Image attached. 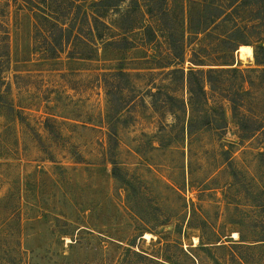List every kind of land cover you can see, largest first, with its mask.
<instances>
[{
    "label": "rangeland",
    "instance_id": "1",
    "mask_svg": "<svg viewBox=\"0 0 264 264\" xmlns=\"http://www.w3.org/2000/svg\"><path fill=\"white\" fill-rule=\"evenodd\" d=\"M99 1L0 0V264H264L261 2Z\"/></svg>",
    "mask_w": 264,
    "mask_h": 264
},
{
    "label": "trees",
    "instance_id": "2",
    "mask_svg": "<svg viewBox=\"0 0 264 264\" xmlns=\"http://www.w3.org/2000/svg\"><path fill=\"white\" fill-rule=\"evenodd\" d=\"M190 2L196 3V2H203V7L205 8V11L207 10L214 11V14H212V20L217 21L219 19L227 20L228 18L232 17L233 15H238L243 9L245 8L244 3L249 2V0H218V2L221 3H215L216 0H189ZM110 0H100L98 4H92L91 6H103L104 8L108 7V3ZM149 2V1H148ZM230 2V3H226ZM257 2H261L259 10H262L264 8V0H258ZM93 17V25L90 26V35L93 37L94 40H102L103 35L99 32V25H105L104 22L101 20L103 15H99V17ZM211 20V18H208ZM46 21L51 23V29H58L61 32H66V29H64L59 23L57 22H51L49 18L46 17ZM203 25H205V22H201ZM0 25H3V23H0ZM107 27V26H106ZM109 29V28H108ZM1 32V30H0ZM51 32V30L49 31ZM80 32V29L78 30ZM95 32H97L96 36ZM82 33V32H81ZM7 36V35H6ZM51 38L54 40V37L51 36ZM74 40L81 41L80 33L76 34L74 36ZM71 41V38L69 39V42ZM113 44V42H111ZM55 45H59V47H63V41L61 42H55ZM91 50L94 49L93 46L90 45ZM259 50L264 51V42H261L260 46L258 47ZM2 49V47L0 48ZM258 52V51H257ZM91 57V55H89ZM260 64H264V62H260ZM122 73V72H121ZM186 86L187 91L189 93L190 102L192 103L193 99L196 97H203L207 98V92L205 85L201 82V79L198 75V73L194 70H190L189 74L187 75L186 79ZM264 131V130H263Z\"/></svg>",
    "mask_w": 264,
    "mask_h": 264
},
{
    "label": "bare ground",
    "instance_id": "3",
    "mask_svg": "<svg viewBox=\"0 0 264 264\" xmlns=\"http://www.w3.org/2000/svg\"><path fill=\"white\" fill-rule=\"evenodd\" d=\"M233 237H234V239L238 240L239 239V234L235 233L233 235ZM145 239L150 240L151 239V235L150 234H146Z\"/></svg>",
    "mask_w": 264,
    "mask_h": 264
}]
</instances>
